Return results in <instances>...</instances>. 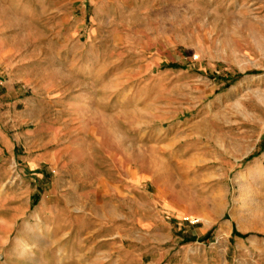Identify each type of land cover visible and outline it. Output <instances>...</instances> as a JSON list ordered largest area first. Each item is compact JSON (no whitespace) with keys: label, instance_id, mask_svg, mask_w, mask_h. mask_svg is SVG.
Segmentation results:
<instances>
[{"label":"rangeland","instance_id":"obj_1","mask_svg":"<svg viewBox=\"0 0 264 264\" xmlns=\"http://www.w3.org/2000/svg\"><path fill=\"white\" fill-rule=\"evenodd\" d=\"M50 210L264 264V0H0V264Z\"/></svg>","mask_w":264,"mask_h":264},{"label":"crops","instance_id":"obj_2","mask_svg":"<svg viewBox=\"0 0 264 264\" xmlns=\"http://www.w3.org/2000/svg\"><path fill=\"white\" fill-rule=\"evenodd\" d=\"M38 215L34 233L21 234L19 239L27 264L126 263L124 240L118 234L102 233L101 220L86 226L87 216L84 221L76 216L64 225L51 210L48 219Z\"/></svg>","mask_w":264,"mask_h":264}]
</instances>
